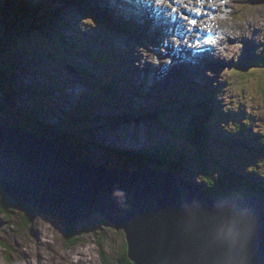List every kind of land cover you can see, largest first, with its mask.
Instances as JSON below:
<instances>
[{"label":"rangeland","instance_id":"rangeland-1","mask_svg":"<svg viewBox=\"0 0 264 264\" xmlns=\"http://www.w3.org/2000/svg\"><path fill=\"white\" fill-rule=\"evenodd\" d=\"M74 1L0 0L2 5L7 2L13 5L9 8L1 5L9 10L23 3L28 13L31 12L34 16L31 21L27 19L24 22L30 31L19 32V22H11V16H6L0 9V42H4V45H0V50L4 49L0 53V86H3L0 92V124L11 125L16 130L36 136L47 135V138L63 142L71 148L77 145L80 148L77 151L79 161L89 165L100 162L102 166L99 165V168L105 170H158L177 174L199 186L200 183H205L200 169L201 164L206 163L210 176L216 181L213 185L219 194L230 193V196L222 197L240 199L244 193L259 189L256 195L249 194L246 197L264 200V196L259 195L264 193V63L260 65L261 59L264 62V40L255 36L258 31L264 36V0H253L250 3L251 9L246 12V19H239V25L236 23L239 28L244 26L240 29L245 33L244 39L237 26L231 24V37L235 39L236 35L238 40L234 43L230 39L225 43V48H228L224 51L225 54L212 61V64L216 62L215 65L227 68L216 72L215 67H208V71L207 67L200 69L206 74L203 76L205 81L211 80L208 72L213 73L212 77L216 80L230 79V84H234L231 88L230 85L227 86L230 90L223 91L219 86L205 89L203 78L196 77L188 83L189 89L186 93L180 86L184 81L175 80L176 76H171L170 82L173 83H168L169 86L165 84L164 76H168L170 70L165 68L167 72L161 76L162 63L155 62L156 75H160L158 79L155 77L156 82L162 86L151 83L152 89L147 95L149 99H154V95L160 94L158 96L164 97V101L155 96L154 100H148L150 105L147 106L152 108L156 105V100L157 105L168 106L163 109L166 112L165 117L160 118L157 115L159 120H155L151 114L145 116L134 112L136 108L141 111L147 109L133 95L143 92L146 90L144 86L149 85L142 83L150 79L148 68L133 64L135 68L138 67L133 74L140 72L138 74L141 78L145 77L142 82H137V78L132 79L138 85L141 84L140 90H133L129 85L132 89L130 90L126 84L121 83L118 93L110 97L109 91H114L115 88L109 87L108 92L104 90L106 85L102 77H107L112 82L118 78L110 72L113 65L121 71L120 68L124 70L123 66L130 63L129 59L132 62L135 59L142 60L143 65L146 64V59L137 52L140 50L136 46L137 42L128 39L127 33L117 23L109 24L107 29L115 37V41L105 42L94 36L93 30L98 25L93 20L98 19L100 24L106 22L102 16L99 17L103 13L99 12L100 8L103 7L107 14L114 12L120 18L122 15L109 5L107 8V0ZM164 1L163 3L169 2ZM255 1H259L260 5L255 4ZM90 8H96V13L94 10H85H91ZM56 13H60V17ZM78 20L80 21L77 22ZM246 20L247 23H244ZM83 21L85 27L82 26ZM89 25L92 26L91 30L85 31L78 38V27L90 28ZM82 28L81 32L84 31ZM248 29L254 30V33L250 34ZM189 39L190 37L187 38ZM162 41L163 39L156 46ZM171 42L169 41L170 44ZM177 43L178 47L184 49L185 46H181L180 41ZM173 45L165 47L170 54H173ZM237 45L242 47L233 53V59H228L230 49ZM122 46L127 47L126 52L121 51ZM255 46L259 47L257 52L254 51ZM79 47L82 52L89 49L95 54L89 56L90 62L85 57L79 58L75 55ZM162 57L165 58L166 55ZM258 58L259 65H255ZM176 62L177 59L171 63L173 68ZM231 63H236V66ZM163 64L169 67L165 62ZM84 65L92 68L93 72L82 71ZM240 65L246 67L240 70L242 72L250 69L241 74V77L227 76L231 68ZM240 71L235 73L238 75ZM173 84L177 86L176 90L168 88L173 87ZM124 85L126 88L122 89ZM210 88L216 91L213 92ZM179 89V98L173 97L172 100L181 102L183 108L173 111L167 95H176ZM28 108L30 112L26 111ZM170 112L171 115H167ZM196 121L198 127H193ZM41 123H45V129ZM192 132L199 137L193 140L189 136ZM203 136L204 139L211 137L207 142ZM120 143L125 145L123 152L116 151V146ZM113 151L121 155L106 153ZM186 152L190 153L191 158H188ZM200 157L207 159L202 161ZM31 209L26 213L13 208L11 217L0 215V241L3 240L8 245H3V249H0V264H105L101 252L111 262L122 259L125 248L128 254L124 233L100 216L94 215L89 220L72 226L61 223L52 215L32 207ZM30 214L31 218L24 217ZM74 227L76 231L77 227L79 229L76 236L79 244L71 246L68 237L73 235Z\"/></svg>","mask_w":264,"mask_h":264},{"label":"water","instance_id":"water-1","mask_svg":"<svg viewBox=\"0 0 264 264\" xmlns=\"http://www.w3.org/2000/svg\"><path fill=\"white\" fill-rule=\"evenodd\" d=\"M58 143L0 124L4 195L66 225L102 217L133 264H264V200L214 197L158 170H105Z\"/></svg>","mask_w":264,"mask_h":264},{"label":"bare ground","instance_id":"bare-ground-1","mask_svg":"<svg viewBox=\"0 0 264 264\" xmlns=\"http://www.w3.org/2000/svg\"><path fill=\"white\" fill-rule=\"evenodd\" d=\"M67 1H69V0H67ZM72 1L75 2L74 0H72ZM112 1L114 3L111 2V0H109V7L112 8V9H114L116 12H118L117 11V9H118L119 10L118 13H122V14H120V15H122V17L121 18L118 17V15H116L114 12H112V13L109 12V14H107L108 17H111L113 19L112 21L109 20L108 21L109 23H113L114 21H118L122 25H129L130 26L129 28L132 27V28L140 31L142 38L147 37L148 36V33L151 34V38L147 39V42H148L147 49H143V47H141L140 50L137 51V52H139L138 53L139 55L143 56L146 59V61H144V63H146V64L143 65V61L142 60H137V59H135L133 61V64L135 66H142V67L148 68L147 70L149 71L150 78H153V81H151V79H149L148 81H145L143 79L145 77L141 78V76L138 74L140 72H137V74L134 75L133 74V71H135V70H134V68L132 67V65L130 63L127 64L126 67L123 66L124 67V70L122 68H120L121 71H119L118 69H116L115 65H113L112 67H110V70H111L110 72L112 74H114L115 76L121 77V79L124 78L126 80V85L128 86V88H129V85H130L131 88H133V90H140V88H141V84L138 85L137 83H135V81L134 82L132 81V79H134V78H137L138 79L137 82L145 81V82H142V83H148L149 85H145L144 86V88L146 90H143V92L141 91V92L136 93L135 95H133L136 98V101L140 102L141 105L145 106V108H147V110L146 111H141L139 108H136L134 112L135 113H139L140 115L143 114L145 116L148 115V114H151V115H153L152 117L155 118V120H159V119H157V115H159L160 118L165 117L166 116L165 115L166 112H164L163 109H167L168 106L167 105H157V100L155 102L156 105H153L152 108H150V107L147 106V104L150 105V102L148 100H154L155 99V96H157V98L160 101H164V97H159L158 96L160 94L154 95L153 96L154 99H149L150 97H148V95H147V93L150 92L151 89H152L151 83L155 82L156 84L161 85L160 83H157L156 82V78L158 79L160 75H159V73L156 75L155 70H156L157 64H155V62H158V63H160V62L161 63L162 62H166V63H168L170 61V63H168L170 65H166V66H169V67H166V68L173 69V66H171V63H174V61H176V59L179 62L180 59H181V55H185V56L190 55L191 56V51H189V49L187 47H184V49L180 52L179 55L174 50L175 49V45H173V48H172V52H173L174 55L173 54H170L167 50H165V47L168 48L170 45L172 46L174 39L176 41V44H178L177 42L180 41L181 46H183V44H185V41L187 40V38H189L191 36V33H188L189 32V28H187L188 27V24L185 21L182 20V21H180V23L179 22H174L173 23V21H172V19L170 17V12H171V10H173L172 4L178 5L179 10H181V9H183V6H184L185 3L190 4L192 6H195V4H197V1L196 0H188V2H185L186 0H178V2H177L176 0H172V1L169 0L168 3H163V2H165L164 0H162V1H160V0H149V1L148 0H127L129 2V4L125 8H122V10L118 6L117 0H112ZM202 1H204V3L202 4V6L209 7L211 10H210V18L207 19V18H205V15H203L201 17V19L199 20V26L205 24V27L208 26L210 29L213 30V27L215 26L216 23L217 24H221V23H223L224 19H226L227 21H231L232 20V17L228 13H224V11L221 8H218V10H213L214 5H217L220 0H202ZM239 1L242 2V0H239ZM105 2L108 3L107 1H105ZM245 2L247 4L248 3H252L250 0H245ZM249 6H250V4H249ZM250 8H251V6H250ZM90 9L91 10H88V9H85V10H87V11L94 10L95 13L97 11L96 8H90ZM204 11L206 12V10H204ZM235 14L237 16H235ZM235 14H234V19L232 20V23H229V25L228 24H225V25H221L220 26V30L226 36V40H224V45H222L219 42L217 44V47L216 48H218V49L223 48L224 51H226L228 48H225V43H228L230 41V39L232 41V37H231V34H230L231 29H233L232 28V25L234 26V25H236V23L239 25L240 24V20L239 19H241V18L243 20L246 19L245 18L246 12H242L241 10H239V11L235 12ZM81 15L83 16V14H81ZM186 15L189 17V14H186ZM247 15H249V14H247ZM57 17H60V13L57 14ZM87 19L90 22V19L88 17H87ZM138 19L141 20V23L142 24L138 21ZM164 20L167 21V22L164 23L165 22ZM202 22H204V23L202 24ZM244 23H247V20ZM82 24H83L82 26H84V27L86 26L85 23H84V21H83ZM243 27L244 26H242V25H241V28H239L237 26V28H238V30H239V32L241 34V37L244 39L246 37L245 36V33L240 30ZM78 28H79V32H78V34L77 33L76 34H77L78 38H81V35L83 33L85 34V31H90L91 28H92V26H90V28H87V27L86 28L78 27ZM80 28H82L84 31L81 32L80 31L81 30ZM177 28L182 29L181 32H184V34H185L184 37L181 38V39L177 38V36H176ZM187 30H188V32H187ZM93 31H94V35H99V34L100 35H103L104 34V32L101 31L100 29H95ZM247 31H250V34L254 33V30H252V29H248ZM236 32H235V34H236ZM163 36H165L168 39H166ZM129 38H130V36H128V39ZM235 38H237L236 35H235ZM161 39H163V41L159 45L156 46V44L158 42H160ZM164 39H166V40H164ZM168 40L169 41H172L171 42L172 44H170ZM256 42H258V41H256ZM256 42H254V43H256ZM259 42H261V41H259ZM139 46H140V44H139ZM141 51L143 52V54H141ZM163 52L166 53V54H164ZM162 55H166V57L163 58ZM203 55L204 56L201 55V57H200V58L205 57V61L203 63V67H210L212 65L211 68L215 67V72L216 71L225 70L227 68L225 66L224 67H221V66L215 65L216 62H214L212 64V61L218 59L220 57V55H222L221 53H219L218 55H215L214 59H210L208 53H204ZM83 57H85V59L88 60L87 56H83ZM158 59H163V61H157ZM165 59H167L168 61H165ZM195 60L197 61V59H195ZM232 63H231V65L233 66ZM218 67H220L221 69L218 70ZM241 67H244V66L243 65H240L239 67H233L231 69L229 68L230 71L227 72V76L228 77H230V76L234 77L235 76L234 75V72L239 71L238 68H241ZM136 68H138V67H136ZM233 69H235V71ZM200 71H201L200 69L199 70H196V72H200ZM138 76H140V77H138ZM204 76H206V74ZM210 78H211V80H207L206 83H209L211 86L208 85L207 88L209 86L210 87H213V86L218 87L219 84L224 85L223 82L221 81V79L216 80L214 77H210ZM212 78H213V80H212ZM195 79H196V73H194V74H191V73L184 74V77H182V80L184 81V83H181L183 85H180V86L182 88H184V90H185L186 93H188V89H189L188 83L191 80H195ZM226 80H228V79H226ZM203 82L205 83V80L204 79H203ZM135 85H136V87H134ZM131 88H129V89L132 90ZM164 88H167V87H164ZM168 88L169 89H173V88H175V86L168 87ZM211 90H213V89H211ZM214 91H216V90H214ZM179 92H181V89H179V91H178V93H176V95H173V94H168L167 95V97L168 96L170 97V100H171V103L170 104H172V106H173V111H174V109H180L181 108V105H180L181 102H175L174 99L172 100L173 97H178ZM178 105H180V106H178ZM49 113H47V114H49ZM4 126L7 127L8 125H4ZM8 128L14 129L15 127L14 126H8ZM35 131H37V130H35ZM39 137L44 138V139H47V140L55 141V139H49V138H47V136H44V135H40ZM113 138H115V136ZM56 142H59V141H56ZM116 147H117V150L116 151L119 150V151L123 152L125 150V145H122L121 143L119 145H117ZM69 148L72 149L76 153V156L78 155L77 154L76 147H72L71 148V146L69 145ZM116 151H113L114 153L113 152L112 153L106 152V153H108V155L109 154L119 155V154H117ZM108 155H107V157H108ZM92 164H93V166H96V167L102 166V164H100V162H98V164H96V163H92ZM102 169H104V168H102ZM175 175L177 176V174H175ZM184 175L186 176L185 173H184ZM187 179H189V177ZM193 183H194V181H193ZM201 184H203V183H200V186H201ZM243 197L240 198V199L238 197H234L233 199H236V200H258V199H254V198H252V199L247 198L244 195H243ZM221 198L232 199V197H221Z\"/></svg>","mask_w":264,"mask_h":264},{"label":"trees","instance_id":"trees-1","mask_svg":"<svg viewBox=\"0 0 264 264\" xmlns=\"http://www.w3.org/2000/svg\"><path fill=\"white\" fill-rule=\"evenodd\" d=\"M8 8V7H7ZM8 12H10L9 14H8ZM29 13H28V10H27V8L26 7H24L23 5H21L20 3H19V5H18V7L17 8H12L11 10H9V9H7V10H5V15L6 16H9V15H12L13 17H15L14 18V23H17V22H19V29H20V31H22V30H24L23 28H25V23L22 21V19H21V16L25 19V18H28V15ZM19 17V18H18ZM22 23H23V25H22ZM18 27V26H17ZM16 29V28H15ZM14 29V30H15ZM3 42V41H2ZM2 42H0V45L1 44H3L4 45V42L2 43ZM6 51V50H5ZM262 51H263V49H262ZM4 52V49H1L0 50V53H3ZM263 54V53H262ZM261 57V56H260ZM256 62H259V58L256 60ZM85 67V68H84ZM84 67H82V68H84L82 71H85L86 73H90V72H93V69L92 68H89L88 66H86V65H84ZM243 68H246V67H241V68H238V70H242ZM248 68V67H247ZM250 69V68H249ZM249 69H245V70H243L244 72H242V71H240L239 72V74L237 75L235 72H234V75L235 76H238V77H241V74H243V73H245V72H247ZM234 71H235V69H233ZM242 72V73H241ZM117 77V76H116ZM102 78H104V82H105V85H106V87L104 88V90H107L106 92H108L109 90V87L110 88H115V92L114 91H109V95H108V97H110L111 95H114V94H117L118 93V86H119V84L121 83V84H126V80L124 79V78H122L121 79V77H118L117 79H116V81L115 82H117V85H115V82H112L111 81V79H109V78H107V77H102ZM228 79V78H227ZM228 81L229 82H231L230 81V79H228ZM112 86V87H111ZM125 86V85H124ZM2 87L3 86H0V92L3 90L2 89ZM96 87H99V86H96ZM99 88H101V87H99ZM126 88V86L125 87H123L122 89H125ZM178 106H180V105H178ZM216 106H218L217 104H216ZM147 109H143L142 111H146ZM26 111H28V112H30V110H29V108L26 110ZM209 113H212V110H209ZM37 115H38V113H37ZM205 117H204V121H205ZM37 120L39 121L40 119L39 118H37ZM199 122V121H198ZM194 125H193V127H198V123H197V121L195 122V123H193ZM44 125V127H43V129H45V123L43 124V123H41V126H43ZM8 126H11V125H8ZM91 127V126H90ZM92 128V127H91ZM94 130H95V128H93ZM44 131V130H43ZM41 135H43V134H41ZM61 135H62V133H61ZM44 136H47V135H44ZM190 136L193 138V140H194V138L195 139H197L199 136L195 133V132H192V133H190ZM48 137V136H47ZM62 137H64V135H62ZM67 137V136H66ZM210 137L211 136H207V137H205V139H204V136H203V139L204 140H206L207 142L210 140ZM65 142L67 141V139L66 140H64ZM250 141H252L251 139H250ZM76 147V150L78 151V150H80V148H78V146L76 145L75 146ZM119 151V150H118ZM203 151H205V150H203ZM84 152H87V150H85ZM195 153H196V151H195ZM194 153V154H195ZM202 153V151L199 153V154H201ZM117 154H119V155H121L119 152L117 153ZM186 154H188L187 152H186ZM119 155H116V156H119ZM126 155V154H125ZM202 156H205V155H202ZM122 157H125V156H123L122 155ZM188 158H191V155H190V153L188 154ZM203 159H204V161H206V157H200V160H202L203 161ZM134 160H137L136 158L134 159ZM201 166H202V168L200 169V173L202 174V179L204 180V182L205 183H203V184H201V186L199 185V187H201L202 189H204L205 191H207L208 193H210L212 196H214V197H222V196H230L229 194V192H228V194H226V195H221V194H219V192L217 191V188L216 187H214V182H216L215 181V179L214 178H212L211 176H210V173H209V171H208V164H206V163H203V164H201ZM198 168H199V165H198ZM199 173V174H200ZM193 183V182H192ZM195 183V182H194ZM256 188H258L257 186H256ZM258 191H260L259 189L258 190H252V191H249V192H247V193H244V196H247V195H249V194H252V195H256V193L258 192ZM260 195V197L261 196H264V193H260L259 194ZM13 208H16V209H18V210H20V211H22V212H26L27 213V211H31L32 209H31V207L30 206H25V205H23V204H21V203H19V202H17V203H15V201L14 200H12V199H10L9 197H6L5 195H4V193H3V191H2V189H1V187H0V215L2 216H8V217H11L12 216V214H13ZM24 217H32V215L30 214V215H28V216H24ZM72 232H73V235H71V237H68V242H69V244L71 245V246H75V245H78L79 244V242H77V240L76 239H78L76 236L79 234V229H78V227H77V231H76V227H74L73 228V230H72ZM1 238V237H0ZM3 245H7V243L6 242H4L3 240L2 241H0V249L2 250L3 248ZM127 245V244H126ZM8 246V245H7ZM101 256H102V258H103V261H105L106 263L105 264H128V262H131V264H133L132 263V261L129 259V256H128V254H127V249L125 248V252L124 253H122V256H121V258L122 259H120V260H118V261H116L115 262V260H113V262H111V260L110 259H107V257H106V254L103 252H101Z\"/></svg>","mask_w":264,"mask_h":264},{"label":"clouds","instance_id":"clouds-1","mask_svg":"<svg viewBox=\"0 0 264 264\" xmlns=\"http://www.w3.org/2000/svg\"><path fill=\"white\" fill-rule=\"evenodd\" d=\"M241 47H242V45H237L234 48H231L230 51H229L231 54L228 56V59H233L235 57V55H233V53L237 52ZM219 51H220L221 54H223V55L225 54L223 48H220ZM207 75L209 77H212L213 76V73L208 72ZM217 100H218V98H217Z\"/></svg>","mask_w":264,"mask_h":264},{"label":"snow or ice","instance_id":"snow-or-ice-1","mask_svg":"<svg viewBox=\"0 0 264 264\" xmlns=\"http://www.w3.org/2000/svg\"><path fill=\"white\" fill-rule=\"evenodd\" d=\"M198 15H203V13L199 12L197 13ZM186 18H189L187 15H186ZM190 22L192 23L193 26L197 25V20L196 19H190ZM128 264H131V262H128Z\"/></svg>","mask_w":264,"mask_h":264}]
</instances>
